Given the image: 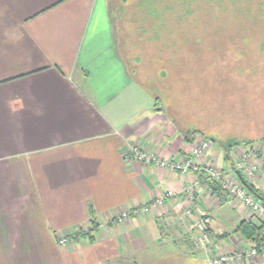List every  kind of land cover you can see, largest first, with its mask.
Returning <instances> with one entry per match:
<instances>
[{
	"label": "crops",
	"instance_id": "1",
	"mask_svg": "<svg viewBox=\"0 0 264 264\" xmlns=\"http://www.w3.org/2000/svg\"><path fill=\"white\" fill-rule=\"evenodd\" d=\"M129 3L0 0V264H210L209 255L253 245L238 225L260 216L228 202L218 183L123 157L137 143L179 159L205 137L201 158L229 169L232 151L219 141L235 137L206 136L205 109L173 72L154 74L156 92L135 78L154 62L126 66L112 14L156 11L154 0ZM166 190L161 206L113 221ZM205 213L208 251L191 241L193 218ZM224 264H264V249Z\"/></svg>",
	"mask_w": 264,
	"mask_h": 264
},
{
	"label": "rangeland",
	"instance_id": "2",
	"mask_svg": "<svg viewBox=\"0 0 264 264\" xmlns=\"http://www.w3.org/2000/svg\"><path fill=\"white\" fill-rule=\"evenodd\" d=\"M154 2L156 13H125L120 18L112 14L118 52L126 66L149 68L144 61L154 62L153 73L141 71L149 83L133 70L135 78L156 92L154 74L173 72L175 84L186 83L182 89L196 97L192 102L200 112L205 109L206 136L264 144V139H256L264 134V0ZM128 6H133L132 0ZM151 74L153 79L148 78ZM171 82L167 88L176 89ZM231 156L234 160L235 153Z\"/></svg>",
	"mask_w": 264,
	"mask_h": 264
},
{
	"label": "built area",
	"instance_id": "3",
	"mask_svg": "<svg viewBox=\"0 0 264 264\" xmlns=\"http://www.w3.org/2000/svg\"><path fill=\"white\" fill-rule=\"evenodd\" d=\"M210 142L205 137L196 139L190 143L185 155L179 159H165L137 143H130L124 151L123 157L126 161L152 164L182 174L194 170L204 180L218 183L223 189L225 199L228 202L239 201L243 208L259 215L261 220L264 221V200L258 195L264 196V144L260 142L234 146L231 151L235 153V158L231 167L225 169L201 158L208 150ZM241 170H244V175ZM188 192H190V189ZM172 195L173 191L166 190L145 204L130 209L122 208L115 213L113 221L122 222L132 216L147 213L151 209L161 206L165 199ZM184 214L191 216L192 210L190 206L184 208ZM209 223L210 215L205 213L194 217L191 225V228L195 230L191 241L194 247L203 251L210 250ZM67 242L68 237L66 236L58 239L60 244ZM262 249H264V237L260 243H253L249 247L241 246L230 252L209 255L208 260L210 264L230 263L255 256Z\"/></svg>",
	"mask_w": 264,
	"mask_h": 264
},
{
	"label": "trees",
	"instance_id": "4",
	"mask_svg": "<svg viewBox=\"0 0 264 264\" xmlns=\"http://www.w3.org/2000/svg\"><path fill=\"white\" fill-rule=\"evenodd\" d=\"M219 143L226 151H228L234 146L244 145V143L248 144V140L236 137H229L223 141H219ZM258 195L264 200V196H262L261 194ZM238 230L245 239L258 244L264 237V221H261L260 224H254L250 221L242 220L238 225ZM82 235L84 236L86 234L83 233ZM89 238H91V236H89Z\"/></svg>",
	"mask_w": 264,
	"mask_h": 264
}]
</instances>
